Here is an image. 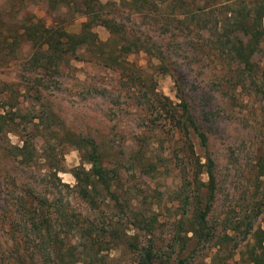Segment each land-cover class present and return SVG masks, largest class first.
<instances>
[{
  "label": "rangeland",
  "instance_id": "1",
  "mask_svg": "<svg viewBox=\"0 0 264 264\" xmlns=\"http://www.w3.org/2000/svg\"><path fill=\"white\" fill-rule=\"evenodd\" d=\"M80 1L50 11L42 2L12 8L9 1L0 0L1 16L5 27L13 18L23 26L30 15L46 26L57 22L76 35L87 20L77 9ZM98 4L99 12L90 17L105 20L115 32L103 24L93 25L89 31L102 44L99 48L82 47L74 56L57 62L56 71L49 74L33 70L27 46L15 55L16 60H10L9 55L0 60V264L47 260L40 257L38 249L51 243L28 225L27 214L16 205L19 196L30 190L34 198H47L58 219L77 217L115 231V236H105L89 249L86 240L69 239L65 227L54 225L51 239L56 243L52 245H60L61 254L68 253L72 245L70 251L81 263L134 264L137 252L133 246L141 249L148 245L163 259L185 243L183 254L193 263L247 264L253 232L258 227L264 229L259 221L264 215V170H257L261 175L255 171L257 157L264 159V85H224L218 63L201 60L188 45L192 41L187 48L178 46L174 35L181 34L172 26L161 25L160 16L152 9L136 11L130 0H98ZM133 38L169 53L167 63L160 64L143 51L122 50L126 39ZM108 55L116 64L100 59ZM252 61L264 70V51ZM5 85L15 91L4 92ZM180 91L208 139L203 151L192 137L194 154L202 164L206 154L214 163L215 192L206 219L212 239L198 245L186 239L191 236L186 233L189 227H179L178 222L196 216L192 209L201 206L204 188L199 182H182L179 170L183 165L186 168L188 161L181 142L172 126L161 120L163 112L151 103L157 95L177 111ZM10 105L13 117L5 113ZM80 138L95 143L102 166L109 176L115 175L113 196L95 187L98 197L94 206L81 200L74 187L73 174L83 178L89 169L81 157L83 151L75 147ZM22 142L27 143L31 155L25 159L15 156L13 149ZM49 166L61 171L52 173ZM199 178L202 184L207 180L205 174ZM133 215L155 218L151 233L134 229ZM49 259L54 262L55 256Z\"/></svg>",
  "mask_w": 264,
  "mask_h": 264
},
{
  "label": "trees",
  "instance_id": "2",
  "mask_svg": "<svg viewBox=\"0 0 264 264\" xmlns=\"http://www.w3.org/2000/svg\"><path fill=\"white\" fill-rule=\"evenodd\" d=\"M6 1H9V6H12V8L29 3L42 2L43 7L50 11H57L61 7L75 5V0ZM130 5L136 11L143 9L145 12H149L152 9L154 13L160 16L161 25L165 28L172 26L173 29L181 34V36L174 35V39H176L174 41L178 43V46L187 48L188 41H192L188 45L191 46L195 54L201 56L199 57L201 60L218 63L217 72L224 85L231 88L243 87L246 82L254 85V87L258 83L259 86L260 84L261 86L264 85V70L260 69L252 61L255 54L264 51V27L262 26L264 0H130ZM97 8H101L98 0H82L77 3L78 11L85 15L87 20L82 23L80 32L72 35L60 27L57 22L46 26L44 22H40L30 15H27L30 19L28 20L27 17V24L23 26L19 27L20 23L13 18L10 25L5 27L6 23H4L1 16V10L3 11V9L0 4V60L7 57V55L11 57L10 60H16L15 55L21 51L23 46H27L29 63L33 70L37 72L43 70V72L47 71V74H49L50 70L54 69L55 72L58 67L57 62L64 61L67 56H74L76 51H79L82 47L92 46L97 49L102 46L96 40V36L89 31L96 23L103 24L112 33H115L113 32L114 29L105 20H99L98 16L90 17L94 12H99ZM203 47H206L207 50L205 48L202 53L201 49ZM121 49L125 52L143 51L150 58H156L163 65L167 63V59L170 57L169 53L158 52L156 47L148 48L138 38L126 39V44L124 42ZM100 59L116 64V59L110 55L104 58L100 56ZM194 59H197V57ZM171 76L175 81L176 78L173 72ZM4 89V92L9 94L15 91L7 85H5ZM179 95L180 102L177 111L170 103L166 105V100L157 95L151 98V103L156 105L155 108L158 111L163 112L161 120L172 126L174 133L181 142L184 159L188 161L187 167L185 168L183 165L179 170L182 182H194L196 184L199 182L198 184L204 188L205 198L201 206H195L196 208L192 209L193 212L195 211L196 216L190 217V220H180L178 222L179 227L183 225L189 227L186 233L189 232L191 236L186 239L194 241L193 245H198L200 242L208 243L212 239V234L206 228V219L215 192L214 163L206 154L202 158L204 159L202 164L194 154L192 137L197 139L198 147L203 151L207 150L208 139L205 129L195 122L189 104L181 96V91ZM7 97L9 96L6 95L5 99ZM11 106L10 110L5 112L6 114L11 113ZM11 115L12 117L14 116L12 113ZM2 116L0 115V119H2ZM12 117L9 119L10 123L13 121ZM75 147L83 151L81 157L89 165V169L83 172V178H80L78 173L73 174V178L76 181L74 187L79 198L88 206H94L98 197V194L93 192L95 187L101 188L104 193L113 196L114 185L112 181L115 180V175L109 176V171L102 166L101 157L95 143L90 139L80 138ZM13 149L15 150V156L21 157L20 159L31 156L29 146L25 142ZM258 158L259 156L257 157L255 171L264 170V159L259 160ZM49 167L53 170L52 173L61 171L57 166L54 168ZM257 172L258 175H261L259 171ZM201 174H205L207 178L204 184L200 183L199 177ZM51 184L52 186L54 185L53 182ZM31 192V190L26 191L24 196L21 194L16 201V205L23 210L22 213L27 214L30 222L28 225L37 229L38 235L41 238L45 237L51 243L50 247L38 249L40 257L45 256L44 258L47 259L40 264L81 263L76 260L75 253L70 251V249H73L72 245L69 244L68 253L62 254L59 253L60 245H52L56 243L55 240L51 239V236L54 235L51 232L54 225L65 227L69 239L78 237V239L86 240L90 245L89 249H92V245L99 244V241L105 236H115V231L109 230V227L98 226L86 219L85 223L77 217L72 218L66 215H58V219L57 210L55 211L53 208L48 207L47 198L44 197L39 200L34 198ZM197 204L200 205V202H197ZM188 205L191 206V202H188ZM257 215L255 218L258 217ZM259 221L264 226V215L260 217ZM153 222H155V218L133 215L131 224L134 229L149 234L153 229ZM247 227L251 229L250 225ZM259 228L253 232L254 244L247 251L249 259L247 264H264V229L261 230ZM128 246H132V244ZM184 247L185 243L183 245L180 244L179 251H174L162 259L161 254L158 251L157 253L154 252L155 249L151 245L141 249L133 246V249L137 252V260L134 264H198L193 263L190 261V257L183 254ZM13 253L15 257L18 255L16 251H13ZM1 254L3 255V251ZM52 256H55L54 262L49 259ZM11 259L14 261L16 258ZM3 260L4 258L2 257L1 261Z\"/></svg>",
  "mask_w": 264,
  "mask_h": 264
},
{
  "label": "crops",
  "instance_id": "3",
  "mask_svg": "<svg viewBox=\"0 0 264 264\" xmlns=\"http://www.w3.org/2000/svg\"><path fill=\"white\" fill-rule=\"evenodd\" d=\"M264 27V26H263Z\"/></svg>",
  "mask_w": 264,
  "mask_h": 264
}]
</instances>
